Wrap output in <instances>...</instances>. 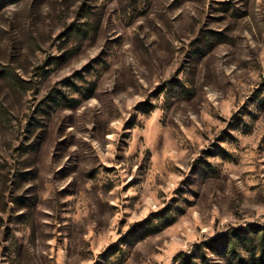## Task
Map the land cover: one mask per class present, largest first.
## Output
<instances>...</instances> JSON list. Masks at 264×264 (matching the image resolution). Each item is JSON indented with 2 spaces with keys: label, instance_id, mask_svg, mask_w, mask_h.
Wrapping results in <instances>:
<instances>
[{
  "label": "rangeland",
  "instance_id": "obj_1",
  "mask_svg": "<svg viewBox=\"0 0 264 264\" xmlns=\"http://www.w3.org/2000/svg\"><path fill=\"white\" fill-rule=\"evenodd\" d=\"M0 264H264V0H0Z\"/></svg>",
  "mask_w": 264,
  "mask_h": 264
}]
</instances>
